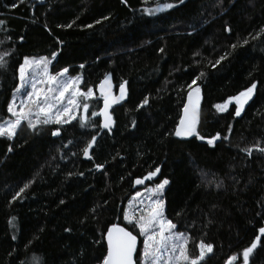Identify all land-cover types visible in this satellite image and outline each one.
Returning a JSON list of instances; mask_svg holds the SVG:
<instances>
[{
    "label": "trees",
    "instance_id": "obj_1",
    "mask_svg": "<svg viewBox=\"0 0 264 264\" xmlns=\"http://www.w3.org/2000/svg\"><path fill=\"white\" fill-rule=\"evenodd\" d=\"M156 4L0 0V53H9L0 68V122L11 118L7 105L25 57L57 52L51 73L68 68L96 96L86 127L74 120L33 131L24 123L13 140L0 138V264H98L112 224L139 237V262L141 236L123 210L142 188L132 190L133 181L156 167L160 173L144 186L169 180L165 216L190 238L192 254L204 241L214 247L203 264H225L233 255L234 264H243V249L264 227V153L258 151L264 147V0H185L144 14ZM221 56L227 58L213 67ZM201 72L197 131L206 139L176 137L187 85ZM107 74L114 90L127 81L128 96L111 111L113 129L101 131L99 117L90 114L100 107L95 88ZM252 83L257 88L240 117L234 104L224 113L213 107ZM145 97L149 103L138 108ZM217 133L229 139L209 146L207 138ZM94 135L89 160L82 149ZM249 148L251 155L241 151ZM250 264H264V237Z\"/></svg>",
    "mask_w": 264,
    "mask_h": 264
},
{
    "label": "snow or ice",
    "instance_id": "obj_2",
    "mask_svg": "<svg viewBox=\"0 0 264 264\" xmlns=\"http://www.w3.org/2000/svg\"><path fill=\"white\" fill-rule=\"evenodd\" d=\"M25 0H20L24 3ZM126 3V0H121ZM185 0H178V4H184ZM177 3H169L167 0H157L156 7L145 8L144 14L152 16L157 13L167 11L178 6ZM12 7H17L13 4ZM107 19V17H105ZM100 21H97L99 23ZM74 23V22H73ZM5 22L0 20V28ZM72 27V24L67 25ZM87 27H92L88 25ZM225 31H231L226 28ZM59 42V41H58ZM246 44L247 41H244ZM237 45H232L235 49ZM161 52L163 49L160 50ZM9 53H0V68L6 67V57ZM57 52H52L51 58L46 56L40 57H25L18 69L19 85L16 87L12 100L7 105V111L10 114V119L0 122V138H7L13 140L17 135L19 128L26 123L27 127L33 131L38 127L45 125L56 124L65 125L70 124L74 120H78L80 126L86 127L89 123V101L96 99L93 88L89 87L86 91L82 90L83 83L80 76H69V69L63 68L61 71L52 74L49 70V65L57 57ZM226 56H221L215 61L212 66L220 64ZM81 68L84 65H80ZM201 72L198 76L192 79L191 83L187 85V103L183 108V115L180 117L179 123L175 128L174 135L179 138H187L195 136L198 140H205L197 131V124L199 122L200 97L201 88L197 81L204 77ZM127 81L120 83L119 95L114 96L112 93L111 78L105 75L104 79L96 86L103 99V108L99 111H92L91 116L103 117V122L100 124L101 128L111 131L113 126V117L109 112L113 104H119L127 97L126 90ZM257 88L256 83H252L243 91H240L236 96L229 97L224 103L215 104L213 107L218 113H224L229 110V105L235 104V117H240L244 111L245 105L253 98L254 92ZM19 99V104H17ZM149 103V98L145 97L143 101L137 106L142 108ZM82 113L78 116L77 113ZM229 132L232 131V126L229 125ZM53 136L60 135V130L57 129L52 132ZM97 137L94 135L92 139L82 149L83 156L91 160L90 149L94 147ZM228 140L227 135L221 137L217 133L211 138H207L206 142L209 146H215L218 140ZM8 151H12L9 146ZM249 155L252 149H241ZM258 151L264 153V147L258 148ZM97 171L104 169L103 164H96ZM161 169L156 167L155 170L150 171L147 176L142 179H136L135 184H144L145 180H152L160 173ZM81 175H83L81 173ZM168 179L162 180L153 188H145L147 193L145 203L144 199H140V207L134 206V201L144 196L143 193L137 192L129 202L127 208L123 210V217L127 224L138 229L139 236L143 237V249L140 261L137 262L134 257L137 253V235L132 231L127 230L117 224H112L108 227L106 232L107 253L103 256L98 264H203L206 256L213 252V245L204 241L199 242L196 247L199 250L198 255H193L189 249L190 238L183 233L175 231L176 225L165 216V201L163 199L164 189L169 184ZM218 187L220 185H217ZM29 187L25 184L12 197L16 200ZM63 203V201H61ZM95 209H93V212ZM15 219V218H13ZM11 223V221H10ZM66 231H69L66 229ZM264 237V227L259 229V235L255 237L251 245L242 251L243 264H250V259L254 251L262 243ZM15 239V236H13ZM238 260L236 255L228 257L225 264H234Z\"/></svg>",
    "mask_w": 264,
    "mask_h": 264
},
{
    "label": "water",
    "instance_id": "obj_3",
    "mask_svg": "<svg viewBox=\"0 0 264 264\" xmlns=\"http://www.w3.org/2000/svg\"><path fill=\"white\" fill-rule=\"evenodd\" d=\"M46 1H47V0H31V2H33L34 4H43V3H45ZM107 75H109L110 78H111V75H110V74H107ZM104 77H105V76H104ZM104 77H103L101 80H103ZM101 80H100V81H101ZM99 83H100V82H99ZM99 83H98V84H99ZM98 84H97V85H98ZM111 85H112V93H113V95H114V96H118V95H119V87H118L116 90H114V88H113V83H112V79H111ZM126 90H127V86H126ZM95 92H96V94L100 97V93H99V91H98L97 88H95ZM127 96H128V92H127ZM126 100H127V97H126L125 100L121 101L119 104H113L112 108L109 109L110 114L112 115V112H111V111H112L114 108L119 107V106H121L122 104H124ZM187 102H188V101H187V93H186V95H185V100H184V104H183V107H182V110H181V115H180V117L183 115V108H184V105H185ZM200 103H201V97H200ZM102 108H103V99L100 97V107H99V109L97 110V112H99ZM81 113H82V110H81ZM98 117H99V119H100V124H101V123L103 122V117H101V116H98ZM179 120H180V119H179ZM113 122H114V120H113ZM178 123H179V121H178ZM113 127H114V123H113V126H112L111 129H113ZM100 128H101V127H100ZM55 130H57V129H54L53 131H55ZM101 131H109V130H108V129L101 128ZM54 137H57V136H54ZM187 138H190V137H187ZM187 138H183V139H187ZM137 179H138V178H137ZM139 179H140V178H139ZM135 180H136V179H135ZM135 180L133 181V184H132V190L139 189V188H141V187H143V186L145 185V182H144V184L136 185V184L134 183ZM117 225H119V224H117ZM119 226L124 227V226H122V225H119ZM127 230H128V229H127ZM106 232H107V231H106ZM106 232H105V235H104V241H105L106 253H107V242H106V239H105ZM134 235H135V234H134ZM139 245H140V239H139V237L137 236V248H138ZM250 245H251V244H250ZM106 253H105V255H106ZM134 259L136 260V254H135ZM242 260H243V257H242Z\"/></svg>",
    "mask_w": 264,
    "mask_h": 264
},
{
    "label": "rangeland",
    "instance_id": "obj_4",
    "mask_svg": "<svg viewBox=\"0 0 264 264\" xmlns=\"http://www.w3.org/2000/svg\"><path fill=\"white\" fill-rule=\"evenodd\" d=\"M154 7H156V5L155 6H153V8ZM40 57V56H39ZM49 70H50V68H49ZM51 72V71H50ZM53 74V73H52ZM19 83H20V81H19V78H18V85H19ZM99 97V96H98ZM12 98H13V95H12ZM99 99H100V97H99ZM17 104H19V99H17ZM224 103V102H223ZM221 104V103H220ZM234 104V103H233ZM235 105V104H234ZM230 106V105H229ZM97 112V111H96ZM78 114V113H77ZM88 116H89V112H88V114H87ZM91 115V114H90ZM153 188V187H155V186H144V187H142L141 188V190H138L137 192H141V193H143L144 194V196H142L141 198H138L136 201H134L133 203H134V206H136L137 208H139L140 207V204H139V201H140V199H144L145 200V203H147V200H146V196H147V193H145V188ZM136 192V193H137ZM136 193L135 194H133L132 195V197L130 198V200L128 201V203H127V207H128V205H129V202L130 201H132V198L136 195ZM137 231H138V229H137ZM180 233V232H179ZM139 234V233H138ZM141 252H140V257H141V253H142V249H143V237L141 236ZM140 257H139V261H140Z\"/></svg>",
    "mask_w": 264,
    "mask_h": 264
}]
</instances>
